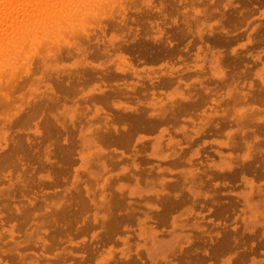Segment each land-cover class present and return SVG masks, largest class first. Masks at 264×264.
Masks as SVG:
<instances>
[{
    "label": "rangeland",
    "instance_id": "1",
    "mask_svg": "<svg viewBox=\"0 0 264 264\" xmlns=\"http://www.w3.org/2000/svg\"><path fill=\"white\" fill-rule=\"evenodd\" d=\"M249 2H251V4ZM257 2L258 0H253V2L252 0H124L122 3L107 8L105 13L97 18V22L87 23L84 26V31L81 32L79 36L71 37L67 33H62L63 35L59 34L52 38L54 42L49 44L51 46L48 49L37 48L36 44L29 47L28 51L30 53L28 52L26 54L27 64L17 65L14 75L16 76V80L14 79L15 82L13 80L12 86L10 85V87L6 89H0V169H2L0 170V176L3 174V176L0 177V203L3 204L2 206L0 204V264H207V262L208 264H264V126L260 129L264 123V111H262L264 110V23H262L264 22V1ZM255 12H258V14ZM241 18H243V20H241ZM154 22L155 24H153ZM7 32H9L6 35V37L9 36L7 40H14V38L10 39V35H12L11 31L8 29ZM12 32L13 34L16 33L14 30ZM100 32L102 36H99ZM225 32H227L226 35L224 34L227 38H222ZM4 35L5 34L0 35V43H2L0 46L11 45V41L7 42L4 40V38H6ZM48 35H50V33ZM212 35H218V38H220L218 40H212ZM12 36L19 37L17 33ZM51 36L52 34L45 39ZM230 39L232 41H230ZM256 40L260 42L258 43ZM107 43L111 46L109 47ZM124 50H128L129 52H125ZM138 55L141 58H139ZM146 55L150 56L147 57ZM185 55L187 57H185ZM116 61H118V63ZM144 61L147 62L145 63ZM52 72L54 73L53 76ZM51 76L53 77L52 79ZM23 82L25 84H23ZM138 86L139 88L136 89ZM143 86L145 89H143ZM17 88H21L20 91ZM46 88L48 91L45 90ZM124 88H126V91ZM26 89H28V91ZM2 92L5 94V97H3ZM258 95L259 97H257ZM25 96H27V98ZM144 96L146 98H144ZM200 96H202V99ZM227 98L229 100H227ZM251 101H253V103H251ZM3 102L5 104H3ZM107 102L110 104V107L109 104H106ZM167 102L168 104H166ZM1 105L4 106L2 107ZM180 106H184L183 111ZM188 111H190L192 115L194 112L195 117ZM258 111L262 112V114ZM174 113H176L177 116ZM32 117L35 119H32ZM185 117H187V119ZM115 118L117 120H115ZM151 118L154 121H152ZM225 118H230L231 120H226ZM121 119L125 121L123 124H121ZM161 119H163V122ZM149 120L150 123L152 122L151 124H149ZM186 120H188L190 125ZM250 121L252 127L250 126ZM256 122L261 125L258 126ZM213 123L215 124L213 125ZM137 124L142 125L138 126ZM127 126L130 128H127ZM159 126L160 128H158ZM170 127L175 133L171 131ZM151 128L153 129L152 131L150 130ZM127 130L130 132V135L126 132ZM206 130H208V133H206ZM219 130L221 131L219 132ZM248 132L250 135L247 134ZM238 133L240 134L238 135ZM135 134H137V136H134ZM222 135L227 136L224 138ZM247 138L249 140H247ZM61 141L63 142L62 144ZM128 142L129 145H127ZM63 144L66 145L64 146ZM70 145L72 147H70ZM258 145H260V148ZM224 148H226V150H224ZM24 150L25 152L23 153ZM49 151L52 152L50 153ZM132 154L135 156H132ZM145 155H147L148 158ZM240 158L241 161L239 163ZM12 160L14 161L12 162ZM33 160L35 162H33ZM175 162H177V164ZM8 164L9 166H7ZM112 164L114 165L112 166ZM241 164H243L242 167ZM117 165L118 167H116ZM255 165L257 168L254 167ZM178 166H180V168ZM236 167L237 169L235 170ZM153 169H155L154 173H152ZM238 169L241 170L239 171ZM27 172L28 174H26ZM239 172L241 173L240 176ZM35 173H38V176ZM144 174H146V176ZM152 174L156 176H152ZM142 177L143 179H140ZM231 177L234 178V180ZM238 179H240V181ZM47 180L49 181L47 182ZM132 181H134V184ZM55 183H59V186ZM82 184L83 186L81 187ZM241 185L243 186L241 187ZM208 188L209 190H206ZM216 188L221 194L216 192ZM11 190L13 194L12 192L10 193ZM32 190L35 193H33ZM113 190L115 194L119 196L113 194ZM127 190L128 192H126ZM4 193H6V195ZM168 194L169 196L171 195L170 198L176 199V197L173 196L177 195L181 198L184 197L188 201L183 198L179 204L175 203L174 200L169 198ZM67 195H69V197ZM190 195L192 196L191 198H189ZM63 196L65 197L63 198ZM216 197H218V199ZM73 198L77 202H75ZM141 200H143V203ZM23 201L27 203L25 204ZM123 201L124 203H122ZM160 201L163 204H160ZM81 202L84 204V207L80 204ZM238 202L240 204H238ZM7 203H9V205ZM70 203H72L70 206L72 209L69 207ZM78 203L80 204V209L78 208ZM86 203L87 205L85 206ZM158 203L160 205H158ZM112 204L117 206V208H114L115 206ZM233 204L235 205L233 206ZM10 205L12 207H10ZM63 205H65V207ZM161 205L165 206V208L169 206L171 208L168 207L167 210H171L167 211L165 208H162ZM7 206L10 207V209H8ZM119 206L122 208H118ZM179 206H182V209ZM14 207L17 212L14 210ZM219 207L220 211L218 209ZM81 208H86L88 211H82ZM123 208H126L124 213ZM172 208L175 209L176 212ZM75 209H79L81 212L79 211L78 213ZM155 209L156 211H154ZM203 209H205V211H203ZM213 209L216 210L214 211ZM237 209L240 211H237ZM74 210L76 212H74ZM161 210H164L162 211V215L160 212ZM65 211H71V215L68 212L66 214ZM165 211L166 215L164 214ZM216 211L219 212L217 213ZM55 212L63 214L61 216L60 214H55ZM133 212H135L136 215H134ZM11 213L14 214V218H11L13 217ZM76 213H78V215H76ZM110 213H112V215ZM65 214L68 218H66ZM169 214L171 218H169ZM214 214L215 216H213ZM230 214L232 215L231 217ZM54 215L61 217L57 216L55 218ZM72 215L80 217H72ZM222 215L226 218L228 217L230 220ZM9 216L10 218H8ZM21 216H23V218ZM114 216L117 218L115 219ZM119 216H121V218H119ZM134 216L135 218H133ZM200 216H203V219L200 218ZM204 216H207V218L204 219ZM62 217H64L63 220ZM160 217L161 220L164 219L162 220L163 222L165 220L168 221L164 223L158 221V223H162H159L160 226H158L159 224L155 221L156 218ZM214 217L215 219L218 217V220H215ZM59 219L60 221L58 222ZM68 219H70V221ZM152 220L154 222H150ZM111 221H114V223ZM130 221L132 223H129ZM52 222H55L54 224L57 225H53ZM50 223L51 226H49ZM115 223L118 224L115 225ZM122 224L123 228L119 229ZM53 226L57 228L55 229ZM166 226H169V229ZM52 228H54V230H52ZM184 228L188 229L184 230ZM259 229L260 231H258ZM233 230L236 231L233 233ZM223 231L225 232L223 233ZM253 233L254 235L256 234V236H254ZM192 237L196 239L193 240ZM193 241L195 242L193 243ZM9 243L12 244L10 245ZM202 243H204V245ZM57 244L59 245L57 246ZM215 246L216 248H214ZM188 247L191 249L188 250ZM192 247L196 248L193 249ZM203 247L207 248L205 249ZM39 248L42 250L40 249V251H38ZM194 250H197V252ZM200 250L203 251L201 252ZM193 251L194 253H191ZM210 252L212 253L209 257L208 255ZM94 253L96 255H94ZM28 254H30V256ZM24 259L28 263L25 262ZM55 261L58 262L53 263Z\"/></svg>",
    "mask_w": 264,
    "mask_h": 264
},
{
    "label": "bare ground",
    "instance_id": "2",
    "mask_svg": "<svg viewBox=\"0 0 264 264\" xmlns=\"http://www.w3.org/2000/svg\"><path fill=\"white\" fill-rule=\"evenodd\" d=\"M122 1H124V0H0V35H3V34H5L4 35V37H6V35H7V33H9V32H7V30L9 29V31H11V34L12 35H15L16 33L19 35V37L17 36V37H13L12 35H10V39H12V38H14V40H7L8 38H9V36H7L6 38H4V40L5 41H11V45H6V46H0V89L2 88V89H6V88H8V87H10V85L12 84V82H13V80L15 79V77L16 76H14L15 75V70H16V68H17V65H20V64H27V61H26V54L29 52L28 50H29V47H32V46H34V44H36V46H37V48L38 47H40V48H49L51 45H49L50 43H53L54 41H52V38H54V37H56L57 35H59V34H62V33H67L68 35H70L71 37H74V36H79V34H81V32H83L84 31V26L87 24V23H91V22H97L98 20H97V18L100 16V15H102L103 13H105V10L107 9V8H111L113 5H116V4H119V3H122ZM163 1V0H162ZM243 1V0H242ZM262 1H264V0H258V2H262ZM179 2V1H178ZM240 2V1H239ZM252 2H253V0H252ZM256 2V1H255ZM257 2V3H258ZM165 3V2H164ZM169 3V2H168ZM167 3V4H168ZM250 4H251V2H249ZM141 4V3H140ZM166 4V5H167ZM159 5V4H158ZM169 5V4H168ZM258 6H260V5H258ZM175 7V6H174ZM184 7V6H183ZM222 7V6H221ZM132 8V7H131ZM170 8H171V6H170ZM251 8H253V7H251ZM259 8V7H258ZM161 10H162V8H161ZM239 10V9H238ZM237 10V11H238ZM252 10V9H251ZM254 10V9H253ZM258 10V9H257ZM121 11V10H120ZM221 11V10H220ZM193 12V11H192ZM207 12V11H206ZM235 12V11H234ZM259 12V11H258ZM258 12H255V13H257L258 14ZM162 13V12H161ZM194 13V12H193ZM253 13H254V11H253ZM132 14V13H131ZM189 14V13H188ZM192 14V13H191ZM245 14V13H244ZM181 15V14H180ZM182 16V15H181ZM217 16V15H216ZM233 16H234V13H233ZM240 16V15H239ZM250 16V15H249ZM141 17V16H140ZM144 17V16H143ZM143 17H142V19H143ZM215 17V16H214ZM241 17V16H240ZM180 18V17H179ZM228 18V17H227ZM141 19V20H142ZM148 19V18H147ZM154 19V18H153ZM240 19V18H239ZM117 20V19H116ZM151 20V19H150ZM236 20V19H235ZM238 20V19H237ZM241 20H243V18H241ZM146 21V20H145ZM226 21V20H225ZM144 22V21H143ZM148 22V21H147ZM151 22H152V20H151ZM194 22V21H193ZM261 22H262V20H261ZM160 23V22H159ZM227 23V22H226ZM242 23V22H241ZM254 23V22H253ZM252 23V24H253ZM262 23H264V22H262ZM143 24V23H142ZM153 24H155V22L153 23ZM157 24V23H156ZM240 24V23H239ZM113 25V24H112ZM119 25V24H118ZM190 25V24H189ZM245 25H246V23H245ZM244 25V26H245ZM133 26V25H132ZM186 26V25H185ZM242 26V25H241ZM121 27H123V26H121ZM131 27V26H130ZM142 27V26H141ZM149 27H150V25H149ZM97 28H98V26H97ZM135 28V27H134ZM145 28V27H144ZM147 28V27H146ZM151 28V27H150ZM152 28H153V26H152ZM170 28H171V26H170ZM123 29V28H122ZM148 29V28H147ZM156 29V28H155ZM239 29H241V28H239ZM15 31L14 33L15 34H13V32L12 31ZM162 30V29H161ZM165 30V29H164ZM177 30V29H176ZM250 30V29H249ZM259 30V29H258ZM261 30H262V28H261ZM260 30V31H261ZM95 31V30H94ZM97 31H99V30H97ZM151 31V30H150ZM158 31V30H157ZM170 31V30H169ZM6 32V33H5ZM131 32V31H130ZM154 32V31H153ZM173 32V31H172ZM258 32V31H257ZM263 32V31H262ZM50 33V35L52 34V36L50 37V38H48V39H45L47 36H50V35H48ZM98 33V32H97ZM100 35L99 36H102L101 35V32L99 33ZM136 34H138V33H136ZM219 34V33H218ZM227 34V32H225V33H223V37L222 38H227V36H225V35ZM258 34V33H257ZM264 34V33H263ZM9 35V34H8ZM23 35V36H22ZM63 35V34H62ZM84 35H86V34H84ZM143 35V34H142ZM173 35V34H172ZM171 35V36H172ZM259 35V34H258ZM43 36V37H42ZM137 36V35H136ZM245 36V35H244ZM3 37V36H2ZM142 37H144V36H142ZM141 37V38H142ZM240 37V36H239ZM1 38V37H0ZM128 38V37H127ZM154 38V37H153ZM174 38H175V36H174ZM173 38V39H174ZM183 38V37H182ZM212 40H218L219 38H218V35H212ZM230 38V37H229ZM246 38V37H245ZM244 38V39H245ZM259 38V37H258ZM257 38V39H258ZM261 38V37H260ZM55 39H58V38H55ZM98 39V38H97ZM130 39V38H129ZM150 39H151V36H150ZM172 39V38H171ZM240 39H241V37H240ZM1 40V39H0ZM85 40V39H84ZM127 40V39H126ZM165 40V39H164ZM179 40V39H178ZM234 40V39H233ZM104 41V40H103ZM166 41V40H165ZM224 41V40H223ZM230 41H232L231 39H230ZM257 41V40H256ZM263 41V40H262ZM6 42V43H7ZM15 42V43H14ZM97 42V41H96ZM108 42V41H107ZM143 42V41H142ZM258 43L260 42V41H257ZM104 43V42H103ZM116 43V42H115ZM162 43V42H161ZM0 44H2V43H0ZM108 44V43H107ZM182 44V43H181ZM229 44V43H228ZM255 44V43H254ZM91 45V44H90ZM100 45V44H99ZM119 45V44H118ZM137 45H139V44H137ZM144 45V44H143ZM103 46V45H102ZM101 46V47H102ZM108 46L110 47L111 45H109L108 44ZM231 47V46H230ZM250 47V46H249ZM248 47V48H249ZM257 47V46H256ZM145 48V47H144ZM177 48H179V47H177ZM195 48H196V46H195ZM255 48V47H254ZM71 49V48H70ZM70 49H69V51H70ZM130 49V48H129ZM135 49V48H134ZM133 49V50H134ZM140 49H142V48H140ZM146 49V48H145ZM150 49H151V47H150ZM149 49V50H150ZM189 49V48H188ZM203 49H204V47H203ZM230 49V48H229ZM228 49V50H229ZM34 50V49H33ZM183 50V49H182ZM196 50V49H195ZM227 50V49H226ZM53 51V50H52ZM101 51V50H100ZM125 51V50H124ZM126 51H128V50H126ZM125 51V52H126ZM146 51V50H145ZM152 51H153V49H152ZM165 51V50H164ZM167 51V50H166ZM246 51V50H245ZM129 52V51H128ZM133 52V51H132ZM134 52H136V51H134ZM142 52V51H141ZM147 52V51H146ZM149 52V51H148ZM192 52H193V50H192ZM240 52H241V50H240ZM244 52V51H243ZM242 52V53H243ZM247 52V51H246ZM30 53V52H29ZM35 53H36V51H35ZM74 53V52H73ZM76 53V52H75ZM155 53V52H154ZM190 53V52H189ZM33 54V53H32ZM57 54V53H56ZM78 54V53H77ZM103 54V53H102ZM110 54V53H109ZM112 54H114V53H112ZM130 54V53H129ZM144 54V53H143ZM146 54H148V53H146ZM164 54V53H163ZM239 54V53H238ZM45 55V54H44ZM73 55V54H72ZM105 55V54H104ZM111 55V54H110ZM153 55H155V54H153ZM225 55V54H224ZM58 56H60V55H58ZM97 56V55H96ZM139 56V55H138ZM143 56V55H142ZM144 56H145V54H144ZM143 56V57H144ZM147 56V55H146ZM150 56V55H149ZM149 56H147V57H149ZM167 56V55H166ZM178 56V55H177ZM36 57V56H35ZM49 57V56H48ZM89 57V56H88ZM185 57H187L186 55H185ZM188 57H190V56H188ZM247 57V56H246ZM49 58H51V57H49ZM97 58V57H96ZM95 58V59H96ZM136 58H137V56H136ZM139 58H141L140 56H139ZM145 58V57H144ZM160 58V57H159ZM162 58V57H161ZM165 58V57H164ZM170 58V57H169ZM192 58V57H191ZM225 58V57H224ZM108 59V58H107ZM177 59V58H176ZM247 59V58H246ZM251 59V58H250ZM32 60H34V59H32ZM117 60V59H116ZM160 60V59H159ZM166 60V59H165ZM192 60V59H191ZM253 60V59H252ZM264 60V59H263ZM174 61V60H173ZM183 61V60H182ZM231 61V60H230ZM35 62V61H34ZM33 62V63H34ZM49 62V61H48ZM102 62V61H101ZM117 63H118V61H116ZM134 62V61H133ZM145 62V61H144ZM147 62V61H146ZM145 62V63H146ZM193 62V61H192ZM223 62V61H222ZM227 62V61H226ZM238 62V61H237ZM258 62V61H257ZM62 63V62H61ZM60 63V64H61ZM123 63H124V61H123ZM84 64H85V62H84ZM111 64H113V63H111ZM137 64V63H136ZM149 64V63H148ZM158 64V63H157ZM156 64V65H157ZM160 64V63H159ZM183 64V63H182ZM234 64V63H233ZM258 64H261V63H258ZM32 65V64H31ZM35 65V64H34ZM185 65V64H184ZM188 65V64H187ZM230 65V64H229ZM232 65V64H231ZM154 66V65H153ZM24 67V66H23ZM155 67V66H154ZM157 67V66H156ZM168 67V66H167ZM193 67V66H192ZM233 67V66H232ZM232 67H231V69H232ZM254 67V66H253ZM30 68V67H29ZM235 68V67H234ZM260 68V67H259ZM21 69V68H20ZM34 69V68H33ZM62 69V68H61ZM98 69H100V68H98ZM158 69V68H157ZM164 69V68H163ZM162 69V70H163ZM168 69V68H167ZM250 69V68H249ZM59 70V69H58ZM87 70V69H86ZM245 70V69H244ZM251 70H252V68H251ZM41 71V70H40ZM55 71V70H54ZM53 71V72H54ZM97 71H99V70H97ZM52 72V76H53V73ZM87 72V71H86ZM85 72V73H86ZM89 72V71H88ZM107 72V71H106ZM160 72V71H159ZM193 72V71H192ZM234 72V71H233ZM237 72V71H236ZM90 73V72H89ZM108 73V72H107ZM136 73V72H135ZM210 73V72H209ZM232 73V72H231ZM58 74V73H57ZM73 74V73H72ZM91 74V73H90ZM89 74V75H90ZM93 74V73H92ZM131 74V73H130ZM185 74V73H184ZM78 75V74H77ZM132 75V74H131ZM131 75H130V77H131ZM195 75V74H194ZM232 75V74H231ZM51 76V79L53 78ZM133 76V75H132ZM185 76V75H184ZM236 76V75H235ZM252 76H253V74H252ZM251 76V77H252ZM24 77H26V76H24ZM75 77V76H74ZM77 77V76H76ZM79 77H80V75H79ZM82 77V76H81ZM95 77V76H94ZM103 78V77H102ZM105 78V77H104ZM107 78V77H106ZM165 78V77H164ZM168 78V77H167ZM175 78V77H174ZM229 78V77H228ZM231 78V77H230ZM18 79V78H17ZM79 79V78H78ZM93 79V78H92ZM98 79V78H97ZM144 79H145V77H144ZM201 79V78H200ZM237 79V78H236ZM16 80V79H15ZM15 80H14V82H15ZM24 80V79H23ZM26 80H27V78H26ZM47 80V79H46ZM90 80V79H89ZM134 80V79H133ZM163 80V79H162ZM161 80V81H162ZM176 80V79H175ZM183 80V79H182ZM191 80H192V78H191ZM213 80V79H212ZM215 80V79H214ZM257 80V79H256ZM19 81V80H18ZM33 81V80H32ZM50 81V80H49ZM59 81V80H58ZM80 81V80H79ZM112 81H114V80H112ZM217 81V80H216ZM231 81V80H230ZM247 81H248V79H247ZM46 82V81H45ZM74 82V81H73ZM119 82V81H118ZM144 82V81H143ZM167 82H169V81H167ZM173 82H175V81H173ZM177 82V81H176ZM220 82V81H219ZM242 82V81H241ZM16 83H18V82H16ZM28 83V82H27ZM85 83H87V82H85ZM215 83H217V82H215ZM20 84H22V83H20ZM23 84H25L24 82H23ZM93 84V83H92ZM92 84H90V85H92ZM143 84V83H142ZM183 84V83H182ZM223 84V83H222ZM228 84H229V82H228ZM240 84V83H239ZM247 84V83H246ZM14 85V84H13ZM16 85V84H15ZM18 85V84H17ZM33 85V84H32ZM79 85V84H78ZM136 85V84H135ZM159 85V84H158ZM171 85V84H170ZM185 85V84H184ZM198 85H199V83H198ZM248 85V84H247ZM258 85V84H257ZM12 86V85H11ZM23 86V85H22ZM28 86V85H27ZM86 86V85H85ZM113 86V85H112ZM162 86H163V84H162ZM227 86V85H226ZM26 87V86H25ZM39 87H41V86H39ZM64 87V86H63ZM142 87V86H141ZM141 87H140V89H141ZM152 87V86H151ZM169 87V86H168ZM194 87V86H193ZM242 87V86H241ZM56 88V87H55ZM54 88V89H55ZM67 88H69V87H67ZM98 88V87H97ZM115 88V87H114ZM139 88V86L136 88V89H138ZM154 88V87H153ZM158 88V87H157ZM191 88V87H190ZM226 88V87H225ZM14 89V88H13ZM17 89H19V88H17ZM21 89V88H20ZM20 89H19V91H20ZM58 89V88H57ZM70 89H71V87H70ZM79 89V88H78ZM83 89V88H82ZM85 89V88H84ZM93 89V88H92ZM99 89V88H98ZM143 89H145L144 88V86H143ZM149 89V88H148ZM155 89V88H154ZM193 89V88H192ZM203 89V88H202ZM214 89V88H213ZM235 89V88H234ZM247 89V88H246ZM257 89V88H256ZM27 91H28V89H26ZM39 90V89H38ZM44 90V89H43ZM45 90H47V88L45 89ZM77 90V89H76ZM81 90V89H80ZM79 90V91H80ZM124 90L126 91V88H124ZM152 90V89H151ZM201 90V89H200ZM215 90V89H214ZM226 90V89H225ZM1 91V90H0ZM10 91V90H9ZM48 91V90H47ZM147 91V90H146ZM202 91V90H201ZM220 91V90H219ZM259 91V90H258ZM261 91V90H260ZM41 92V91H40ZM44 92V91H43ZM71 92V91H70ZM118 92V91H117ZM128 92H130V91H128ZM132 92V91H131ZM148 92H150V91H148ZM147 92V93H148ZM158 92V91H157ZM254 92V91H253ZM3 93V92H2ZM14 93V92H13ZM19 93H21V92H19ZM50 93V92H49ZM78 93V92H77ZM112 93V92H111ZM125 93V92H124ZM159 93V92H158ZM203 93H204V91H203ZM210 93V92H209ZM216 93V92H215ZM258 93V92H257ZM18 94V93H17ZM37 94V93H36ZM39 94V93H38ZM119 94V93H118ZM130 94V93H129ZM205 94V93H204ZM221 94V93H220ZM240 94V93H239ZM41 95V94H40ZM44 95V94H43ZM76 95V94H75ZM132 95V94H131ZM143 95V94H142ZM152 95V94H151ZM163 95V94H162ZM193 95V94H192ZM226 95V94H225ZM8 96V95H7ZM121 96V95H120ZM146 96V95H145ZM144 96V98H146ZM164 96H165V94H164ZM216 96V95H215ZM254 96V95H253ZM3 97H5V94L3 93ZM10 97V96H9ZM26 98H27V96H25ZM36 97V96H35ZM83 97H86V96H83ZM148 97V96H147ZM151 97V96H150ZM156 97V96H155ZM166 97V96H165ZM202 96H200V98H201ZM211 97V96H210ZM236 97V96H235ZM239 97H241V96H239ZM257 97H259V95L257 96ZM22 98V97H21ZM77 98V97H76ZM114 98V97H113ZM119 98H121V97H119ZM132 98H133V96H132ZM19 99H20V97H19ZM52 99V98H51ZM80 99H82V98H80ZM86 99V98H85ZM116 99V98H115ZM114 99V100H115ZM126 99V98H125ZM138 99V98H137ZM157 99V98H156ZM202 99V98H201ZM236 99V98H235ZM242 99V98H241ZM0 100H1V96H0ZM17 100V99H16ZM39 100H41V99H39ZM49 100V99H48ZM97 100V99H96ZM122 100H123V98H122ZM140 100H141V98H140ZM162 100V99H161ZM209 100V99H208ZM227 100H229L228 98H227ZM237 100V99H236ZM262 100V99H261ZM37 101V100H36ZM127 101V100H126ZM126 101H125V103H126ZM145 101V100H144ZM147 101V100H146ZM205 101V100H204ZM242 101V100H241ZM263 101V100H262ZM38 102V101H37ZM106 102V101H105ZM133 102H135V101H133ZM184 102V101H183ZM261 102V101H260ZM259 102V103H260ZM264 102V101H263ZM8 103V102H7ZM12 103V102H11ZM14 103V102H13ZM34 103V102H33ZM75 103V102H74ZM73 103V104H74ZM87 103V102H86ZM100 103V102H99ZM102 103H104V102H102ZM117 103V102H116ZM130 103H132V102H130ZM162 103V102H161ZM171 103V102H170ZM196 103V102H195ZM200 103V102H199ZM243 103V102H242ZM251 103H253V101H251ZM3 104H5L4 102H3ZM32 104V103H31ZM30 104V105H31ZM37 104V103H36ZM62 104V103H61ZM101 104V103H100ZM107 105L109 104L108 102L106 103ZM133 104V103H132ZM166 104H168V102L166 103ZM204 104V103H203ZM222 104V103H221ZM26 105V104H25ZM105 105V104H104ZM130 105V104H129ZM181 105V104H180ZM183 105H185V104H183ZM192 105V104H191ZM197 105V104H196ZM207 105V104H206ZM261 105V104H260ZM2 106V105H1ZM4 106V105H3ZM2 106V107H3ZM144 106H145V104H144ZM168 106V105H167ZM227 106V105H226ZM237 106V105H236ZM30 107V106H29ZM109 107H110V104H109ZM130 107V106H129ZM177 107H178V105H177ZM180 107H182V111H183V108H184V106H180ZM204 107H205V105H204ZM220 107V106H219ZM230 107H232V106H230ZM262 107V106H261ZM31 108V107H30ZM85 108V107H84ZM112 108H113V106H112ZM144 108V107H143ZM149 108V107H148ZM147 108V109H148ZM168 108V107H167ZM189 108V107H188ZM37 109V108H36ZM41 109V108H40ZM56 109V108H55ZM81 109H83V108H81ZM80 109V110H81ZM95 109V108H94ZM140 109V108H139ZM151 109V108H150ZM149 109V110H150ZM187 109V108H186ZM190 109V108H189ZM193 109V108H192ZM202 109V108H201ZM221 109V108H220ZM233 109V108H232ZM24 110V109H23ZM39 110V109H38ZM77 110V109H76ZM118 110V109H117ZM123 110H124V108H123ZM148 110V111H149ZM171 110V109H170ZM170 110H169V113H170ZM173 110H175V109H173ZM172 110V111H173ZM185 110V109H184ZM199 110V109H198ZM230 110V109H229ZM103 111V110H102ZM130 111V110H129ZM176 111V110H175ZM178 111V110H177ZM180 111H181V109H180ZM187 111V110H186ZM196 111V110H195ZM232 111V110H231ZM262 111H264V110H262ZM30 112V111H29ZM145 112V111H144ZM189 113H190V111H188ZM197 112V111H196ZM200 112H201V110H200ZM258 112H260V111H258ZM26 113V112H25ZM33 113V112H32ZM148 113V112H147ZM169 113H168V115H169ZM207 113V112H206ZM232 113H233V111H232ZM261 114H262V112H260ZM48 114V113H47ZM126 114H127V111H126ZM174 114H176V113H174ZM174 114H172L173 116H175ZM182 114H183V112H182ZM191 114V113H190ZM189 114V115H190ZM197 114V113H196ZM229 114V113H228ZM27 115V114H26ZM119 115H120V113H119ZM186 115H187V112H186ZM192 115V114H191ZM255 115V114H254ZM258 115V114H257ZM29 116V115H28ZM126 116V115H125ZM128 116H130V115H128ZM161 116V115H160ZM176 116H177V114H176ZM175 116V117H176ZM188 116V115H187ZM192 116H194L195 117V115H194V112H193V115ZM201 116V115H200ZM205 116V115H204ZM249 116V115H248ZM31 117V116H30ZM127 117V116H126ZM175 117H174V119H175ZM220 117V116H219ZM20 118V117H19ZM47 118V117H46ZM84 118V117H83ZM148 118H149V116H148ZM169 118V117H168ZM180 118V117H179ZM186 119H187V117H185ZM217 118V117H216ZM223 118V117H222ZM228 118V117H227ZM32 119H35V118H33L32 117ZM120 119V118H119ZM129 119V118H128ZM131 119H132V117H131ZM136 119V118H135ZM138 119H139V117H138ZM150 119V118H149ZM159 119H160V117H159ZM172 119V118H171ZM195 119H197V118H195ZM198 119H199V117H198ZM220 119V118H219ZM226 119V118H225ZM230 119V118H229ZM229 119H226V120H229ZM251 119H252V117H251ZM8 120V119H7ZM69 120V119H68ZM67 120V121H68ZM113 120V119H112ZM115 120H117L116 118H115ZM122 120V119H121ZM151 120H152V118H151ZM156 120V119H155ZM162 120V122H163V119H161ZM161 120H159V121H161ZM165 120V119H164ZM166 120H167V118H166ZM177 120V119H176ZM215 120V119H214ZM217 120V119H216ZM231 120V119H230ZM6 121V120H5ZM11 121V120H10ZM134 121V120H133ZM147 121H148V119H147ZM152 121H154V120H152ZM178 121V120H177ZM176 121V122H177ZM180 121V120H179ZM183 121V120H182ZM187 121V123H188V120H186ZM185 121V122H186ZM224 121V120H223ZM246 121V120H245ZM249 121V120H248ZM14 122V121H13ZM12 122V123H13ZM123 122H125V121H123L122 120V123L121 124H123ZM132 122V121H131ZM156 122V121H155ZM215 122V121H214ZM225 122V121H224ZM234 122V121H233ZM23 123V122H22ZM119 123V122H118ZM140 123H142V122H140ZM152 123V122H151ZM150 123V120H149V124H151ZM159 123V122H158ZM172 123V122H171ZM175 123V122H174ZM229 123V122H228ZM242 123V122H241ZM250 123V126H251V121L249 122ZM253 123H255V122H253ZM110 124V123H109ZM120 124V123H119ZM130 124V123H129ZM178 124H179V122H178ZM178 124H176V125H178ZM189 125H190V123H188ZM215 123H213V125H214ZM221 124V123H220ZM240 124V123H239ZM256 124L259 126V125H261V124H258L257 122H256ZM111 125V124H110ZM138 125V124H137ZM140 125H142V124H140ZM140 125H138V126H140ZM143 125H144V123H143ZM146 125H147V123H146ZM159 125V124H158ZM163 125H164V123H163ZM173 125V124H172ZM196 125V124H195ZM212 125V124H211ZM233 125V124H232ZM249 125V124H248ZM253 125V124H252ZM24 126V125H23ZM47 126V125H46ZM112 126V125H111ZM134 126V125H133ZM152 126V125H151ZM160 126H161V123H160ZM160 126L158 127V128H160ZM167 126V125H166ZM254 126V125H253ZM263 126H264V123H263V125H262V127H260V129L261 128H263ZM21 127V126H20ZM44 127V126H43ZM61 127V126H60ZM120 127V126H119ZM142 127V126H141ZM147 127V126H146ZM145 127V128H146ZM153 127V126H152ZM173 127V126H172ZM177 127V126H176ZM179 127V126H178ZM192 127V126H191ZM212 127V126H211ZM213 127H215V126H213ZM225 127V126H224ZM235 127V126H234ZM252 127V126H251ZM19 128V127H18ZM127 128H130V127H128L127 126ZM143 128V127H142ZM147 128H149V127H147ZM155 128H156V126H155ZM174 128V127H173ZM189 128V127H188ZM218 128V127H217ZM216 128V129H217ZM220 128V127H219ZM229 128V127H228ZM244 128V127H243ZM48 129V128H47ZM52 129H53V127H52ZM108 129V128H107ZM120 129V128H119ZM144 129V128H143ZM170 129H171V127H170ZM208 129V128H207ZM211 129V128H210ZM259 129V130H260ZM22 130V129H21ZM130 130V129H129ZM147 130H149V129H147ZM151 131L153 130L152 128L150 129ZM188 130V129H187ZM225 130V129H224ZM226 130H227V128H226ZM70 131V130H69ZM78 131V130H77ZM101 131V130H100ZM121 131V130H120ZM125 131V130H124ZM137 131V130H136ZM171 131H172V129H171ZM207 131V132H206ZM205 132L206 133H208V130H206ZM211 131L213 132V130L211 129ZM221 130H219V132H220ZM256 131H258V130H256ZM15 132V131H14ZM46 132V131H45ZM48 132V131H47ZM115 132V131H114ZM126 132H128V130L126 131ZM173 132V131H172ZM210 132V131H209ZM214 132H215V130H214ZM261 132V131H260ZM105 133V132H104ZM103 133V134H104ZM119 133V132H118ZM122 133V132H121ZM124 133V132H123ZM129 133V135H130V132H128ZM135 133V132H134ZM143 133V132H142ZM148 133V132H147ZM155 133V132H154ZM173 133H175V131L173 132ZM241 133V132H240ZM240 133H238V135L240 134ZM253 133V132H252ZM259 133V132H258ZM21 134V133H20ZM48 134H49V132H48ZM98 134V133H97ZM115 134H116V132H115ZM131 134H132V132H131ZM153 134V133H152ZM151 134V135H152ZM194 134V133H193ZM203 134V133H202ZM201 134V135H202ZM212 134V133H211ZM210 134V135H211ZM247 134H249V132L247 133ZM261 134H262V132H261ZM264 134V133H263ZM262 134V135H263ZM9 135V134H8ZM55 135V134H54ZM64 135V134H63ZM118 135V134H117ZM124 135H125V133H124ZM174 135H176V134H174ZM250 135V134H249ZM47 136V135H46ZM51 136V135H50ZM73 136H75V135H73ZM99 136H100V134H99ZM104 136V135H103ZM102 136V137H103ZM110 136V135H109ZM119 136V135H118ZM134 136H137V134H135ZM179 136V135H178ZM213 136V135H212ZM222 136H224V135H222ZM227 136V135H226ZM226 136H224V138L226 137ZM233 136H234V134H233ZM236 136V135H235ZM9 137V136H8ZM15 137H18V136H15ZM15 137H13V138H15ZM21 137V136H20ZM54 137H56V136H54ZM72 137V136H71ZM131 137V136H130ZM214 137V136H213ZM241 137V136H240ZM45 138V137H44ZM76 138V137H75ZM106 138V137H105ZM118 138V137H117ZM122 138H123V136H122ZM134 138V137H133ZM196 138V137H195ZM210 138V137H209ZM250 138V137H249ZM252 138H253V136H252ZM10 139V138H9ZM40 139V138H39ZM126 139V138H125ZM233 139V138H232ZM245 139H246V137H245ZM53 140V139H52ZM72 140V139H71ZM108 140V139H107ZM118 140H119V138H118ZM121 140V139H120ZM127 140H129V139H127ZM199 140H201V139H199ZM247 140H249L248 138H247ZM20 141V140H19ZM56 141V140H55ZM123 141V140H122ZM122 141H120V142H122ZM146 141V140H145ZM166 141V140H165ZM188 141H189V139H188ZM10 142V141H9ZM25 142V141H24ZM32 142V141H31ZM57 142V141H56ZM72 142V141H71ZM103 142V141H102ZM114 142V141H113ZM112 142V143H113ZM124 142V141H123ZM187 142V141H186ZM201 142V141H200ZM204 142V141H203ZM233 142V141H232ZM237 142V141H236ZM261 142H262V140H261ZM13 143V142H12ZM16 143H18V142H16ZM26 143H27V141H26ZM34 143V142H33ZM36 143V142H35ZM38 143V142H37ZM55 143V142H54ZM63 142L61 141V144H62ZM115 143V142H114ZM145 143V142H144ZM151 143V142H150ZM165 143V142H164ZM191 143V142H190ZM56 144V143H55ZM103 144H104V142H103ZM105 144H107V143H105ZM235 144H237V143H235ZM243 144V143H242ZM262 144V143H261ZM3 145V144H2ZM17 145V144H16ZM19 145V144H18ZM31 145H34V144H31ZM64 146L66 145V144H63ZM113 145V144H112ZM120 145V144H119ZM127 145H129V142H128V144ZM145 145H146V143H145ZM150 145V144H149ZM180 145H182V144H180ZM189 145H192V144H189ZM195 145H197V144H195ZM216 145V144H215ZM23 146V145H22ZM27 146V145H26ZM68 146V145H67ZM124 146V145H123ZM132 146V145H131ZM148 146V145H147ZM259 146V148H260V145H258ZM16 147V146H15ZM20 147V146H19ZM34 147V146H33ZM43 147V146H42ZM63 147V146H62ZM70 147H72L71 145H70ZM81 147V146H80ZM110 147H111V145H110ZM173 147V146H172ZM177 147V146H176ZM175 147V148H176ZM204 147V146H203ZM242 147V146H241ZM255 147V146H254ZM263 147V146H262ZM74 148V147H73ZM72 148V149H73ZM122 148V147H121ZM126 148V147H125ZM142 148V147H141ZM147 148V147H146ZM188 148H189V146H188ZM208 148L210 149V147L208 146ZM252 148V147H251ZM32 149H34V148H32ZM40 149V148H39ZM54 149V148H53ZM58 149V148H57ZM66 149V148H65ZM76 149V148H75ZM143 149H144V147H143ZM150 149H151V146H150ZM180 149V148H179ZM191 149V148H190ZM216 149V148H215ZM233 149V148H232ZM256 149H257V147H256ZM19 150V149H18ZM23 150V149H22ZM41 150H42V148H41ZM50 150V149H49ZM60 150V149H59ZM63 150V149H62ZM68 150V149H67ZM113 150V149H112ZM141 150V149H140ZM224 150H226V148H224ZM231 150V149H230ZM234 150H235V147H234ZM238 150V149H237ZM242 150V149H241ZM53 151H55V150H53ZM64 151V150H63ZM72 151V150H71ZM186 151H187V149H186ZM203 151V150H202ZM205 151V150H204ZM207 151V150H206ZM244 151V150H243ZM249 151H250V149H249ZM12 152V151H11ZM25 152V150L23 151V153ZM31 152V151H30ZM38 152V151H37ZM50 152V151H49ZM52 152V151H51ZM50 152V153H51ZM76 152V151H75ZM110 152V151H109ZM188 152V151H187ZM234 152V151H233ZM237 152V151H236ZM235 152V153H236ZM242 152V151H241ZM251 152V151H250ZM13 153V152H12ZM17 153V152H16ZM29 153V152H28ZM45 153V152H44ZM46 153H47V151H46ZM64 153V152H63ZM68 153V152H67ZM82 153V152H81ZM96 153V152H95ZM134 153H135V151H134ZM145 153V152H144ZM189 153V152H188ZM204 153V152H203ZM202 153V154H203ZM213 153H214V151H213ZM258 153H259V151H258ZM257 153V154H258ZM6 154V153H5ZM41 154V153H40ZM62 154V153H61ZM71 154H72V152H71ZM76 154V153H75ZM121 154V153H120ZM9 155H11V154H9ZM37 155V154H36ZM64 155V154H63ZM74 155V154H73ZM119 155V154H118ZM117 155V156H118ZM186 155V154H185ZM215 155V154H214ZM253 155V154H252ZM262 155V154H261ZM12 156V155H11ZM14 156V155H13ZM33 156H34V154H33ZM54 156V155H53ZM52 156V157H53ZM69 156V155H68ZM132 156H135V155H133L132 154ZM145 156H147V155H145ZM180 156V155H179ZM184 156V155H183ZM204 156V155H203ZM255 156V155H254ZM264 156V155H263ZM20 157V156H19ZM71 157H74V156H71ZM138 157H140V156H138ZM186 157V156H185ZM184 157V158H185ZM207 157V156H206ZM237 157V156H236ZM257 157V156H256ZM259 157H261V156H259ZM27 158H29V157H27ZM32 158V157H31ZM36 158V157H35ZM43 158H45V157H43ZM104 158V157H103ZM117 158V157H116ZM116 158H114V159H116ZM143 158H144V156H143ZM147 158H148V156H147ZM146 158V159H147ZM16 159V158H15ZM42 159V158H41ZM57 159V158H56ZM67 159V158H66ZM73 159V158H72ZM78 159V158H77ZM189 159V158H188ZM237 159V158H236ZM235 159V160H236ZM29 160V159H28ZM27 160V161H28ZM43 160V159H42ZM76 160V159H75ZM79 160V159H78ZM111 160V159H110ZM126 160H128V159H126ZM137 160V159H136ZM175 160V159H174ZM197 160H199V159H197ZM208 160V159H207ZM216 160V159H215ZM14 160H12V162H13ZM24 161V160H23ZM59 161V160H58ZM61 161V160H60ZM70 161V160H69ZM72 161V160H71ZM74 161V160H73ZM113 161V160H112ZM115 161V160H114ZM142 161V160H141ZM144 161V160H143ZM154 161V160H153ZM178 161V160H177ZM204 161V160H203ZM240 161H241V158L239 159V163H240ZM264 161V160H263ZM262 161V162H263ZM7 162V161H6ZM5 162V163H6ZM25 162H26V160H25ZM31 162V161H30ZM33 162H35L34 160H33ZM45 162V161H44ZM197 162V161H196ZM199 162V161H198ZM205 162V161H204ZM235 162V161H234ZM237 162V161H236ZM261 162V163H262ZM9 163V162H8ZM20 163H21V161H20ZM73 163H75V162H73ZM111 163V162H110ZM125 163V162H124ZM171 164H173L172 162H170ZM176 164H177V162H175ZM182 163H183V161H182ZM182 163H180V164H182ZM206 163V162H205ZM238 163V162H237ZM246 163V162H245ZM7 164V163H6ZM27 164V163H26ZM40 164H42V163H40ZM56 164V163H55ZM63 164V163H62ZM83 164V163H82ZM118 164V163H117ZM138 164V163H137ZM142 164V163H141ZM140 164V165H141ZM167 164V163H166ZM170 164V165H171ZM197 164V163H196ZM248 164H250V163H248ZM248 164H247V166H248ZM3 165V164H2ZM11 165H12V163H11ZM17 165V164H16ZM35 165V164H34ZM61 165V164H60ZM76 165H77V163H76ZM102 165V164H101ZM114 164H112V166H113ZM120 165V164H119ZM169 165V166H170ZM174 165V164H173ZM240 165V164H239ZM242 165L243 164H241V167H242ZM7 166H9V164L7 165ZM19 166V165H18ZM42 166V165H41ZM53 166V165H52ZM62 166V165H61ZM108 166V165H107ZM156 166V165H155ZM172 166V165H171ZM186 166V165H185ZM192 166H194V165H192ZM206 166V165H205ZM260 166V165H259ZM4 167V166H3ZM17 167V166H16ZM15 167V168H16ZM30 167V166H29ZM54 167V166H53ZM60 167V166H59ZM63 167V166H62ZM68 167V166H67ZM72 167H73V165H72ZM116 167H118V165L116 166ZM144 167H145V165H144ZM174 167V166H173ZM179 168H180V166H178ZM197 167V166H196ZM204 167V166H203ZM254 167H256V165L254 166ZM10 168V167H9ZM90 168V167H89ZM107 168H109V167H107ZM157 168V167H156ZM202 168V167H201ZM206 168H207V166H206ZM244 168V167H243ZM251 168H252V166H251ZM257 168V167H256ZM45 169V168H44ZM70 169V168H69ZM68 169V170H69ZM142 169V168H141ZM146 169V168H145ZM151 169V168H150ZM237 169V167L235 168V170ZM253 169V168H252ZM255 169V168H254ZM262 169H263V165H262ZM0 170H2V169H0ZM16 170V169H15ZM22 170V169H21ZM48 170V169H47ZM73 170V169H72ZM154 170L155 169H153L152 171V173H154ZM239 170V169H238ZM241 170V169H240ZM239 170V171H240ZM243 170V169H242ZM6 171V170H5ZM81 171V170H80ZM256 171V170H255ZM259 171V170H258ZM4 172V171H3ZM22 172V171H21ZM30 172V171H29ZM66 172H67V170H66ZM70 172V171H69ZM69 172H68V174H69ZM75 172V171H74ZM117 172V171H116ZM115 172V173H116ZM131 172H133V171H131ZM169 172V171H168ZM218 172V171H217ZM250 172V171H249ZM32 173V172H31ZM39 173V172H38ZM37 173V174H38ZM52 173V172H51ZM72 173H73V171H72ZM80 173V172H79ZM129 173V172H128ZM155 173H156V171H155ZM167 173V172H166ZM210 173V172H209ZM213 173V172H212ZM221 173V172H220ZM242 173H243V171H242ZM246 173H248V172H246ZM26 174H28V172L26 173ZM36 174V173H35ZM36 174V175H37ZM85 174V173H84ZM138 174V173H137ZM147 174V173H146ZM146 174H144L145 176H146ZM160 174V173H159ZM165 174V173H164ZM200 174V173H199ZM218 174V173H217ZM217 174H216V176H217ZM222 174V173H221ZM225 174H226V172H225ZM237 174V173H236ZM255 174V173H254ZM253 174V175H254ZM260 174V173H259ZM30 175V174H29ZM34 175V174H33ZM129 175V174H128ZM135 175H136V173H135ZM140 175V174H139ZM150 175V174H149ZM207 175V174H206ZM213 175V174H212ZM231 175V174H230ZM229 175V176H230ZM238 175V174H237ZM241 175V173L239 172V176ZM2 176H3V174H2ZM2 176H0V177H2ZM38 176V175H37ZM53 176V175H52ZM62 176V175H61ZM72 176V175H71ZM83 176V175H82ZM115 176V175H114ZM122 176V175H121ZM130 176V175H129ZM152 176H156V175H154V174H152ZM151 176V177H152ZM159 176H161V175H159ZM164 176V175H163ZM204 176V175H203ZM220 176H222V175H220ZM232 176V175H231ZM125 177V176H124ZM149 177V176H148ZM183 177V176H182ZM227 177H228V175H227ZM256 177V176H255ZM257 177H258V174H257ZM262 177H263V175H262ZM4 178V177H3ZM26 178V177H25ZM28 178V177H27ZM67 178H68V176H67ZM126 178H127V175H126ZM158 178V177H157ZM178 178V177H177ZM199 178V177H198ZM225 178V177H224ZM223 178V179H224ZM232 178V177H231ZM230 178V179H231ZM31 179H32V177H31ZM56 179V178H55ZM66 179V178H65ZM73 179V178H72ZM121 179V178H120ZM133 179H135V178H133ZM132 179V180H133ZM140 179H143V177L142 178H140ZM189 179V178H188ZM210 179V178H209ZM212 179V178H211ZM233 180H234V178H232ZM264 179V178H263ZM30 180V179H29ZM39 180V179H38ZM56 180H58V179H56ZM117 180V179H116ZM118 180H119V178H118ZM127 180H130V179H127ZM159 180V179H158ZM181 180H182V178H181ZM205 180V179H204ZM218 180V179H217ZM227 180V179H226ZM239 181H240V179H238ZM258 180V179H257ZM259 180H260V176H259ZM261 180H262V178H261ZM35 181V180H34ZM49 180H47V182H48ZM60 181V180H59ZM70 181H71V179H70ZM115 181V180H114ZM121 181V180H120ZM135 181V180H134ZM134 181H132L133 182V184H134ZM215 181V180H214ZM221 181V180H220ZM225 181V180H224ZM1 182V181H0ZM55 182V181H54ZM61 182V181H60ZM76 182V181H75ZM95 182V181H94ZM143 182H145V181H143ZM169 182V181H168ZM168 182H167V185H168ZM181 182V181H180ZM205 182V181H204ZM210 182V181H209ZM212 182V181H211ZM9 183V182H8ZM37 183V182H36ZM51 183V182H50ZM62 183V182H61ZM87 183V182H86ZM88 183H89V181H88ZM91 183H92V181H91ZM118 183V182H117ZM116 183V184H117ZM171 183H173V182H171ZM176 183V182H175ZM188 183V182H187ZM190 183H191V181H190ZM225 183V182H224ZM28 184V183H27ZM32 184V183H31ZM34 184V183H33ZM46 184V183H45ZM52 184V183H51ZM50 184V185H51ZM55 184H57V183H55ZM54 184V185H55ZM84 184V183H83ZM83 184L81 185V187L83 186ZM115 184V183H114ZM144 184V183H143ZM177 184V183H176ZM179 184V183H178ZM185 184V183H184ZM207 184H209V183H207ZM233 184V183H232ZM235 184H236V182H235ZM47 185V184H46ZM54 185H53V187H54ZM58 186H59V183L57 184ZM56 185V186H57ZM93 185V184H92ZM112 185V184H111ZM137 185V184H136ZM188 185V184H187ZM214 185V184H213ZM212 185V186H213ZM229 185V184H228ZM8 186V185H7ZM27 186V185H26ZM28 186H30V185H28ZM79 186V185H78ZM94 186V185H93ZM113 186V185H112ZM204 186V185H203ZM208 186V185H207ZM221 186H222V184H221ZM235 186V185H234ZM243 185H241V187H242ZM264 186V185H263ZM17 187V186H16ZM50 187V186H49ZM111 187V186H110ZM114 187V186H113ZM211 187V186H210ZM224 187V186H223ZM58 188V187H57ZM84 188V187H83ZM88 188V187H87ZM171 188V187H170ZM174 188H176V187H174ZM213 188V187H212ZM231 188V187H230ZM249 188V187H248ZM6 189V188H5ZM17 189V188H16ZM19 189V188H18ZM35 189V188H34ZM82 189V188H81ZM85 189V188H84ZM84 189H83V191H84ZM107 189H108V187H107ZM176 189H178V188H176ZM180 189H181V185H180ZM53 190H54V188H53ZM86 190V189H85ZM99 190V189H98ZM206 190H209V188L208 189H206ZM216 190V192H218L217 190V188L215 189ZM234 190V189H233ZM238 190V189H237ZM240 190V189H239ZM62 191V190H61ZM80 191V190H79ZM87 191V190H86ZM171 191V190H170ZM228 191V190H227ZM12 192V190L10 191V193ZM31 192V191H30ZM32 192H33V190H32ZM46 192V191H45ZM96 192V191H95ZM100 192V191H99ZM113 192H114V190H113ZM112 192V193H113ZM126 192H128V190L126 191ZM172 192V191H171ZM186 192V191H185ZM211 192V191H210ZM3 193V192H2ZM33 193H35V192H33ZM59 193V192H58ZM71 193V192H70ZM74 193V192H73ZM90 193V192H89ZM120 193V192H119ZM218 193H220V191L218 192ZM5 195H6V193H4ZM12 194H13V192H12ZM50 194V193H49ZM48 194V195H49ZM63 194V193H62ZM76 194V193H75ZM80 194V193H79ZM79 194H78V196H79ZM109 194V193H108ZM113 194H115V192L113 193ZM121 194V193H120ZM221 194V193H220ZM61 195V194H60ZM101 195V194H100ZM115 195H117V194H115ZM200 195V194H199ZM232 195V194H231ZM32 196V195H31ZM62 196V195H61ZM68 197H69V195H67ZM75 196V195H74ZM77 196V195H76ZM78 196H77V198H78ZM96 196H99V195H96ZM112 196H114V195H112ZM111 196V197H112ZM117 196H119V195H117ZM126 196H127V193H126ZM144 196H146V195H144ZM164 196V195H163ZM168 196H169V194H168ZM233 196V195H232ZM19 197V196H18ZM24 197V196H23ZM65 196H63V198H64ZM91 197V196H90ZM171 197V195L169 196V198ZM173 197H176V199H173V198H170V199H172V200H174V202L175 203H178L179 204V202L180 201H182L183 200V198H181V197H179V196H177V195H175V196H173ZM192 196L190 195L189 196V198H191ZM219 197V196H218ZM218 197H216L217 199H218ZM225 197V196H224ZM230 197V196H229ZM234 197V196H233ZM261 197V196H260ZM70 198H72V197H70ZM75 198V197H74ZM73 198V200L75 201V202H77L75 199ZM113 198V197H112ZM152 198V197H151ZM167 198V197H166ZM201 198V197H200ZM215 198V197H214ZM228 198V197H227ZM237 198V197H236ZM6 199V198H5ZM9 199H10V197H9ZM8 199V200H9ZM41 199V198H40ZM87 199H88V197H87ZM98 199V198H97ZM133 199V198H132ZM138 199V198H137ZM143 199V198H142ZM185 199V198H184ZM199 199V198H198ZM203 199V198H202ZM211 199V198H210ZM221 199V198H220ZM232 199H234V198H232ZM31 200V199H30ZM35 200V199H34ZM38 200V199H37ZM36 200V201H37ZM70 200V199H69ZM78 200V199H77ZM81 200H82V197H81ZM89 200V199H88ZM119 200V199H118ZM145 200V199H144ZM152 200L154 201V199L152 198ZM185 200H187V199H185ZM190 200V199H189ZM221 200H223V199H221ZM229 200V199H228ZM241 200H243V199H241ZM3 201V200H2ZM22 201V200H21ZM26 201H27V199H26ZM35 201V202H36ZM57 201V200H56ZM84 201H86V200H84ZM90 201V200H89ZM114 201V200H113ZM135 201V200H134ZM142 201V203H143V200H141ZM150 201V200H149ZM165 201H166V199H165ZM169 201V200H168ZM188 201V200H187ZM187 201H185V202H187ZM203 201H205V200H203ZM219 201V200H218ZM225 201V200H224ZM236 201V200H235ZM9 202V201H8ZM24 202V201H23ZM62 202V201H61ZM71 202V201H70ZM74 202V203H75ZM79 202V201H78ZM83 202V201H82ZM82 202L80 203V204H82ZM103 202V201H102ZM120 202V201H119ZM119 202H116V203H119ZM157 202V201H156ZM158 202H159V200H158ZM220 202V201H219ZM10 203H12V202H10ZM18 203H19V200H18ZM25 203V202H24ZM27 203V202H26ZM25 203V204H26ZM55 203V202H54ZM60 203V202H59ZM85 203V202H84ZM87 203H89V202H87ZM87 203L85 204V206L87 205ZM116 203H113V204H116ZM122 203H124V201L122 202ZM164 203H166V202H164ZM173 203V202H172ZM183 203V202H182ZM189 203V202H188ZM201 203H203V202H201ZM235 203V202H234ZM1 204V203H0ZM8 205H9V203H7ZM58 204V203H57ZM71 204L72 203H70V205H69V207L71 206ZM79 203H78V208L80 209V207H79V205H80ZM112 204V205H113ZM119 204H121V203H119ZM160 204H163V203H161V201H160ZM159 203H158V205H160ZM186 204V203H185ZM191 204V203H190ZM206 204V203H205ZM217 204V203H216ZM238 204H240L239 202H238ZM3 204H1V206H2ZM15 205V204H14ZM23 205V204H22ZM54 205V204H53ZM62 205V204H61ZM76 205V204H75ZM83 205V207H84V204H82ZM96 205V204H95ZM127 205V204H126ZM141 205V204H140ZM143 205V204H142ZM192 205V204H191ZM228 205V204H227ZM235 204H233V206H234ZM20 206V205H19ZM27 206V205H26ZM64 207H65V205H63ZM111 206V205H110ZM113 206H115V205H113ZM122 206V205H121ZM121 206H119L118 208H120ZM162 206V205H161ZM196 206V205H195ZM194 206V207H195ZM198 206H200V205H198ZM214 206V205H213ZM216 206V205H215ZM223 206V205H222ZM8 207V206H7ZM10 207H12L11 205H10ZM10 207H8V209H10ZM22 207H24V206H22ZM39 207V206H38ZM68 207V206H67ZM72 207H73V205H72ZM136 207V206H135ZM145 207V206H144ZM169 207V206H168ZM167 207V208H168ZM177 207V206H176ZM180 207V206H179ZM182 207V206H181ZM180 207V208H181ZM26 208V207H25ZM71 208V207H70ZM88 208V207H87ZM114 208H117V206H115ZM122 208V207H121ZM131 208V207H130ZM129 208V209H130ZM139 208V207H138ZM141 208V207H140ZM162 208H165V206H162ZM167 208H165V210H167ZM169 208H171V207H169ZM179 208V209H180ZM208 208V207H207ZM216 209H217V206L215 207ZM231 208V207H230ZM247 208V207H246ZM254 208V207H253ZM2 209V208H1ZM21 209V208H20ZM41 209H43V208H41ZM67 209V208H66ZM72 209V208H71ZM76 210L78 213H79V211L80 210ZM96 209V208H95ZM110 209V208H109ZM124 210H123V213H124V211L126 210V208H123ZM144 209V208H143ZM146 209V208H145ZM173 209V208H172ZM178 209V210H179ZM182 209V208H181ZM199 209V208H198ZM209 209V208H208ZM208 209H207V211H208ZM215 209V210H216ZM219 209V211H220V207L218 208ZM222 209V208H221ZM252 209V208H251ZM14 210L16 211V209H15V207H14ZM37 210V209H36ZM64 210V209H63ZM74 210V212H76ZM81 210L83 211H88V209H84V208H81ZM122 210V209H121ZM169 210H171V209H169ZM169 210H167V211H169ZM174 211H175V209H173ZM173 210H172V212H173ZM214 210V209H213ZM214 210V211H215ZM224 210V209H223ZM239 209H237V211H238ZM5 211L7 212V210H6V208H5ZM14 211V212H15ZM22 211V210H21ZM24 211V210H23ZM27 211H29V210H27ZM41 211V210H40ZM40 211H39V213H40ZM71 211H73V210H71ZM71 211H67L70 215H71ZM112 211V210H111ZM154 211H156V209L154 210ZM162 211H164V210H161L160 212H161V215H162ZM196 211V210H195ZM203 211H205V209H203ZM218 211V212H219ZM222 211V210H221ZM228 211H229V209H228ZM240 211V210H239ZM248 211V210H247ZM251 211H253V210H251ZM264 211V210H263ZM17 212V211H16ZM36 212V211H35ZM63 212V211H62ZM67 212L65 211V213L67 214ZM81 212V211H80ZM89 212L91 213V211H90V209H89ZM122 212V211H121ZM120 212V213H121ZM158 212V211H157ZM176 212V211H175ZM217 212V211H216ZM215 212V213H216ZM217 212V213H218ZM231 212V211H230ZM22 213V212H21ZM38 213V214H39ZM78 213H76V215H78ZM102 213V212H101ZM134 213V215H136V213L135 212H133ZM153 213H155V212H153ZM166 213V211L164 212V214ZM196 213V212H195ZM194 213V214H195ZM214 213V212H213ZM221 213V212H220ZM255 213V212H254ZM262 213V212H261ZM24 214V213H23ZM29 214V213H28ZM55 214H60V213H56L55 212ZM63 214V213H62ZM62 214H60L61 216H62ZM65 214V216H66V218H68L67 217V215ZM73 214V213H72ZM87 214V213H86ZM111 215H112V213H110ZM132 214V213H131ZM150 214V213H149ZM158 214V213H157ZM157 214H156V217H157ZM163 214V215H164ZM222 214V213H221ZM220 214V215H221ZM233 214V213H232ZM263 214V213H262ZM7 215V214H6ZM11 215H13V217H11V218H14V214H12L11 213ZM22 215V214H21ZM26 215H27V213H26ZM57 215V216H58ZM75 215V216H76ZM82 214L80 213V216H81ZM116 215V214H115ZM166 215V214H165ZM164 215V216H165ZM189 215V214H188ZM209 215V214H208ZM224 215H225V213H224ZM224 215H222V216H224ZM241 215V214H240ZM18 216H20V215H18ZM55 216V215H54ZM57 216H55V218L57 217ZM61 216H58V217H61ZM69 216V215H68ZM74 215H72V217H75ZM79 216V217H80ZM84 216V215H83ZM89 216H90V214H89ZM117 216V215H116ZM116 216H114V218L116 219L117 217ZM122 216V215H121ZM121 216H119V218H121ZM129 216V215H128ZM128 216H126V217H128ZM133 216V215H132ZM132 216H131V218H132ZM159 216H160V214H159ZM209 216H211V215H209ZM213 216H215V214L213 215ZM217 216V215H216ZM232 215L230 214V217H231ZM260 216H263V215H260ZM22 218H23V216H21ZM48 217V216H47ZM76 217H78V216H76ZM78 217V218H79ZM82 217V216H81ZM109 217V216H108ZM107 217V218H108ZM112 217V216H111ZM123 217H125V216H123ZM155 217V216H154ZM190 217V216H189ZM219 217V216H218ZM218 217H216V219H215V217H214V219L215 220H218L217 218ZM225 217V216H224ZM223 217V218H224ZM2 218V217H1ZM8 218H10V216L8 217ZM16 218V217H15ZM19 218V217H18ZM28 218V217H27ZM51 218V217H50ZM63 218L64 217H62V220H63ZM71 218V217H70ZM88 218V217H87ZM86 218V219H87ZM114 218H112V219H114ZM130 218V217H129ZM133 218H135V216L133 217ZM169 218H171V216H170V214H169ZM191 218V217H190ZM200 218H202L203 219V216L201 217L200 216ZM205 218H207V216H204V219ZM220 218V217H219ZM226 218V217H225ZM225 218H224V220H225ZM228 218V217H227ZM226 218V219H227ZM239 218V217H238ZM240 218H241V216H240ZM239 218V219H240ZM17 219V218H16ZM21 219V218H20ZM41 219V218H40ZM58 219V218H57ZM72 219V218H71ZM77 219V218H76ZM82 219V218H81ZM166 219V218H165ZM189 219V218H188ZM192 219V218H191ZM229 219V218H228ZM251 219V218H250ZM253 219V218H252ZM261 219V218H260ZM7 220H9V219H7ZM51 220H53V219H51ZM61 220V221H62ZM65 220V219H64ZM69 221H70V219H68ZM77 220H79V219H77ZM107 220V219H106ZM125 220H126V218H125ZM127 220H128V218H127ZM137 220V219H136ZM162 220H164V219H162ZM161 220V217L160 218H156V221L155 222H157V224H159L158 223V221H162ZM223 220V219H222ZM230 220V219H229ZM255 220V219H254ZM264 220V219H263ZM5 221V220H4ZM11 221V220H10ZM17 221H18V219H17ZM22 221V220H21ZM60 221V219L58 220V222ZM68 221V222H69ZM115 222H117L116 220H114ZM114 221H111L112 223H114ZM166 221H168V220H165L164 222H166ZM228 221V220H227ZM226 221V222H227ZM240 221V220H239ZM245 221V220H244ZM19 222H20V220H19ZM25 222V221H24ZM27 222V221H26ZM63 222V221H62ZM150 222H154L153 220L152 221H150ZM163 221H162V223H164ZM205 222V221H204ZM203 222V223H204ZM229 222V221H228ZM247 222V221H246ZM12 223H13V221H12ZM29 223V222H28ZM53 223V225H57V224H54L55 222H52ZM67 223V222H66ZM129 223H132L131 221L129 222ZM162 223H160V224H162ZM168 223H170V222H168ZM189 223V222H188ZM240 223V222H239ZM7 224H8V222H7ZM21 224H23V223H21ZM59 224H61V223H59ZM58 224V225H59ZM77 224V223H76ZM118 224V223H117ZM116 223H115V225H117ZM160 224L158 225V226H160ZM206 224V223H205ZM204 224V225H205ZM209 224V223H208ZM20 225V224H19ZM69 225V224H68ZM114 225V226H115ZM132 225V224H131ZM134 225L136 226V224L134 223ZM166 225V224H165ZM171 225V224H170ZM211 225V224H210ZM209 225V226H210ZM223 225V224H222ZM230 225V224H229ZM233 225H234V223H233ZM243 225V224H242ZM49 226H51V223H50V225ZM72 226V225H71ZM123 226V224L119 227V229L121 228H123L122 227ZM128 226H129V224H128ZM127 226V227H128ZM209 226H207V227H209ZM225 226V225H224ZM228 228H229V226L228 225H226ZM231 226H232V224H231ZM54 227V226H53ZM63 227H64V224H63ZM116 227V226H115ZM163 227V226H162ZM167 227V226H166ZM18 228V227H17ZM32 228V227H31ZM46 228H48V227H46ZM55 228V227H54ZM54 228H52V230H54ZM57 228V227H56ZM55 228V229H56ZM168 229H169V226L167 227ZM181 228V227H180ZM203 228V227H202ZM214 228V227H213ZM260 228V227H259ZM30 229V228H29ZM71 229V228H70ZM70 229H68V230H70ZM115 229V228H114ZM185 229H188V228H184V230ZM216 229V228H215ZM217 229H219V228H217ZM229 229H231V228H229ZM242 229H243V227H242ZM241 229V230H242ZM261 229V228H260ZM260 229L258 230V231H260ZM117 230V229H116ZM194 230V229H193ZM202 230V229H201ZM200 230V231H201ZM208 230H210V229H208ZM207 230V231H208ZM232 230V229H231ZM262 230V229H261ZM21 231V230H20ZM19 231V232H20ZM28 231V230H27ZM47 231V230H46ZM63 231V230H62ZM118 231V230H117ZM124 231V230H123ZM190 231H191V229H190ZM234 231H236V230H233V233H234ZM257 231V232H258ZM45 232V231H44ZM199 232V231H198ZM225 231H223V233H224ZM232 232V231H231ZM22 233H24V232H22ZM54 233V232H53ZM114 233H115V231H114ZM134 233V232H133ZM230 233V232H229ZM228 233V234H229ZM242 233V232H241ZM244 233V232H243ZM246 233V232H245ZM252 233V232H251ZM261 233V232H260ZM39 234V233H38ZM122 234V233H121ZM125 234V233H124ZM198 234V233H197ZM221 234H222V231H221ZM246 234H249V233H246ZM23 235V234H22ZM60 235V234H59ZM135 235V234H134ZM165 235V234H164ZM171 235V234H170ZM194 235V234H193ZM210 235V234H209ZM216 235V234H215ZM243 235V234H242ZM253 235H254V233H253ZM259 235V234H258ZM16 236V235H15ZM24 236V235H23ZM46 236V235H45ZM199 236V235H198ZM211 236V235H210ZM217 236V235H216ZM221 236V235H220ZM232 236H234V235H232ZM254 236H256V234L254 235ZM261 236V235H260ZM3 237H4V235H3ZM9 237V236H8ZM36 237V236H35ZM191 237V236H190ZM195 237H196V235H195ZM206 237H207V235H206ZM246 237V236H245ZM249 237V236H248ZM252 237V236H251ZM51 238H52V236H51ZM122 238V237H121ZM193 238V237H192ZM227 238H229V237H227ZM232 238H234V237H232ZM232 238H231V240H232ZM236 238V237H235ZM257 238V237H256ZM133 239V238H132ZM194 239H196V238H193V240ZM201 239H203V238H201ZM206 239V238H205ZM215 239V238H214ZM247 239V238H246ZM254 239V238H253ZM252 239V240H253ZM258 239V238H257ZM264 239V238H263ZM262 239V240H263ZM209 240V239H208ZM208 240H206V241H208ZM251 240V241H252ZM11 241V240H10ZM22 241V240H21ZM131 241V240H130ZM202 241H204V240H202ZM26 242V241H25ZM30 242H32V241H30ZM56 242V241H55ZM195 241H193V243H194ZM200 242V241H199ZM205 242V241H204ZM259 242V241H258ZM38 243V242H37ZM42 243V242H41ZM186 243H187V241H186ZM209 243V242H208ZM211 243V242H210ZM235 243H236V241H235ZM262 243H263V241H262ZM10 244V243H9ZM12 244V243H11ZM10 244V245H11ZM93 244V243H92ZM190 244H192V243H190ZM203 245H204V243H202ZM212 244V243H211ZM234 244V243H233ZM259 244V243H258ZM4 245V244H3ZM29 245V244H28ZM28 245H27V247H28ZM32 245V244H31ZM59 244H57V246H58ZM96 245V244H95ZM201 245V244H200ZM9 246V245H8ZM15 246V245H14ZM33 246V245H32ZM31 246V247H32ZM46 246V245H45ZM121 246V245H120ZM259 246V245H258ZM4 247V246H3ZM6 247V246H5ZM13 247V246H12ZM11 247V248H12ZM37 247H39V246H37ZM41 247V246H40ZM198 247V246H197ZM244 247V246H243ZM262 247V246H261ZM42 248V247H41ZM41 248H39V250L38 251H40V249ZM93 248V247H92ZM97 248H100V247H97ZM102 248V247H101ZM133 248H134V246H133ZM179 248V247H178ZM193 249H195L194 247H192ZM203 248H205V247H203ZM207 248V247H206ZM205 248V249H206ZM214 248H216V246L214 247ZM8 249V248H7ZM30 249V248H29ZM61 249V248H60ZM91 249V248H90ZM135 249V248H134ZM188 250H190L191 248H187ZM260 249V248H259ZM264 249V248H263ZM23 250V249H22ZM25 250V249H24ZM42 250V249H41ZM97 250V249H96ZM100 250V249H99ZM176 250V249H175ZM179 250V249H178ZM180 250H182V249H180ZM188 250H186V251H188ZM1 251V250H0ZM102 251V250H101ZM133 251H135V250H133ZM145 251V250H144ZM194 251H196L197 252V250H194ZM194 251L193 252H191V253H194ZM201 251V250H200ZM203 251V250H202ZM201 251V252H202ZM53 252V251H52ZM96 252V251H95ZM114 252V251H113ZM120 252V251H119ZM200 252V253H201ZM98 253V252H97ZM144 253V252H143ZM173 253H174V251H173ZM173 253H172V255H173ZM178 253V252H177ZM211 253L212 252H210V254L208 255L209 257H210V255H211ZM259 253V252H258ZM257 253V254H258ZM261 253V252H260ZM1 254V253H0ZM39 254V253H38ZM53 254V253H52ZM113 254V253H112ZM120 254V253H119ZM119 254H118V256H119ZM133 254H134V252H133ZM146 254V253H145ZM180 254V253H179ZM184 254H185V252H184ZM254 254H255V252H254ZM26 255V254H25ZM29 256H30V254H28ZM42 255V254H41ZM92 255H93V251H92ZM94 255H96L95 253H94ZM97 255H99V254H97ZM140 255H141V253H140ZM177 255V254H176ZM175 255V256H176ZM230 255V254H229ZM234 255V254H233ZM262 255V254H261ZM3 256V255H2ZM18 256V255H17ZM27 256V255H26ZM35 256V255H34ZM43 256V255H42ZM136 256V255H135ZM255 256H257V255H255ZM264 256V255H263ZM46 257V256H45ZM50 257V256H49ZM94 257V256H93ZM96 257V256H95ZM141 257V256H140ZM249 257V256H248ZM8 258V257H7ZM23 258V257H22ZM41 258V257H40ZM46 258H48V257H46ZM61 258V257H60ZM105 258V257H104ZM103 258V259H104ZM110 258V257H109ZM134 258V257H133ZM146 258V257H145ZM175 258V257H174ZM224 258V257H223ZM5 259V258H4ZM69 259H71V258H69ZM132 259V258H131ZM246 259V258H245ZM249 260H250V257L248 258ZM15 260V259H14ZM25 260V259H24ZM30 260V259H29ZM96 260V259H95ZM115 260V259H114ZM137 260V259H136ZM139 260V259H138ZM175 260V259H174ZM221 260V259H220ZM43 261V260H42ZM50 261V260H49ZM128 261V260H127ZM132 261V260H131ZM180 261V260H179ZM25 262H27L26 260H25ZM56 262H58V261H55V262H53V263H56ZM94 262V261H93ZM120 262V261H119ZM129 262V261H128ZM149 262V261H148ZM221 262V261H220ZM244 262V261H243ZM246 262V261H245ZM249 262V261H248ZM28 263V262H27ZM69 263V262H68ZM85 263H86V261H85ZM115 263V262H114ZM121 263V262H120ZM142 263V262H141ZM183 263V262H182ZM186 263V262H185ZM3 264V263H2ZM7 264V263H6ZM39 264V263H38ZM87 264V263H86ZM92 264V263H91ZM118 264V263H117ZM126 264V263H125ZM207 264H208V262H207ZM263 264V263H262Z\"/></svg>",
    "mask_w": 264,
    "mask_h": 264
}]
</instances>
